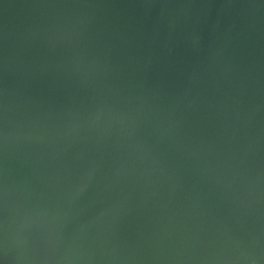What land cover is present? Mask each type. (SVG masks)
I'll return each mask as SVG.
<instances>
[{
	"label": "water",
	"instance_id": "obj_1",
	"mask_svg": "<svg viewBox=\"0 0 264 264\" xmlns=\"http://www.w3.org/2000/svg\"><path fill=\"white\" fill-rule=\"evenodd\" d=\"M0 264H264V0H0Z\"/></svg>",
	"mask_w": 264,
	"mask_h": 264
}]
</instances>
